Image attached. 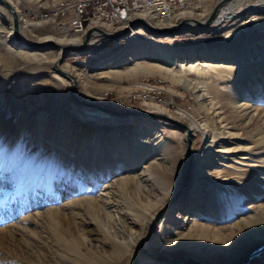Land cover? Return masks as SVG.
<instances>
[{"label":"rangeland","instance_id":"374dc122","mask_svg":"<svg viewBox=\"0 0 264 264\" xmlns=\"http://www.w3.org/2000/svg\"><path fill=\"white\" fill-rule=\"evenodd\" d=\"M59 1L21 0L18 7L30 20V9ZM220 1L209 0L184 19L204 24ZM244 1L252 8L240 16L227 13L206 26L188 22L174 35L150 33L142 24L117 39L91 35L96 49L86 42L61 64L79 75L75 93L82 100L198 124L188 135L192 165L201 161L212 176L198 185L191 165L173 202L187 169L185 131L158 118L90 115L96 110L73 103L70 82L55 79L51 68L59 48L50 42L76 48L82 37L74 46L69 41L78 35L42 20L30 29L19 25L31 49L11 46L13 14L0 4V264H132L136 248V264H264V229L254 239L260 244L235 261L237 227L264 207V163H256L252 148V140L264 141V0ZM204 8L208 15H200ZM133 34L141 38L131 45ZM180 75L191 86L178 82ZM143 79L163 82L181 110L126 104L125 90ZM201 84L205 99L198 98ZM239 104L249 108L242 118ZM182 111L191 117H173ZM211 139L224 149L207 148ZM239 147L248 157L241 165L228 152ZM259 154L264 159V144ZM173 252H180L179 261H172Z\"/></svg>","mask_w":264,"mask_h":264},{"label":"built area","instance_id":"2783aa9c","mask_svg":"<svg viewBox=\"0 0 264 264\" xmlns=\"http://www.w3.org/2000/svg\"><path fill=\"white\" fill-rule=\"evenodd\" d=\"M13 1V0H7ZM19 0V5H20ZM209 0H60L53 7H37L27 11L24 17L29 22L52 20L60 28H67L71 34H84L87 30L100 28L111 33H119L127 27L134 32V23L143 20L155 27L166 24L176 26L186 15ZM218 16V12L215 17ZM58 18L67 19L57 22ZM132 24V25H131ZM97 37L99 34H91ZM132 35V34H131ZM130 35V36H131ZM100 36V35H99ZM126 104L138 103L142 106H157L166 112L181 110L168 91V87L156 79H143L134 83L124 92Z\"/></svg>","mask_w":264,"mask_h":264},{"label":"bare ground","instance_id":"6f19581e","mask_svg":"<svg viewBox=\"0 0 264 264\" xmlns=\"http://www.w3.org/2000/svg\"><path fill=\"white\" fill-rule=\"evenodd\" d=\"M5 1H7V0H5ZM229 1V0H228ZM227 2V1H226ZM226 2L224 3V4H226ZM1 4V3H0ZM224 4H222L220 7H219V9L224 5ZM1 5H3V4H1ZM18 5H19V0H13V1H7V5H4L5 7H7L8 8V10L10 11V13H11V15L15 12L14 10H16V12L18 13V15L16 14V23H17V26L15 27V24L13 23H9L8 24V32H7V35H6V41L11 45V46H14V47H16L17 46V44H18V42H19V40H21L20 39V37H19V25H20V27L21 28H27V29H30L34 24L33 23H31V22H29L27 19H25V17H24V12H21V10H20V8L18 7ZM203 5V4H202ZM201 5V6H202ZM236 6H240V10L239 11H235V8H236ZM198 8H200V6L198 7ZM197 8V9H198ZM252 8V6H251V4H250V2H247V1H244V0H233L232 2H229V3H227L226 5H224L220 10H219V12H218V16H217V21H216V23L217 24H219L221 21H223V18H224V15L225 14H227V13H233L234 15H235V17H237V16H240V15H242L245 11H248V10H250ZM193 11V10H192ZM15 12V13H16ZM208 11L204 8V9H202L201 10V12H200V15H203V16H205V15H208V13H207ZM20 13V14H19ZM190 14V13H189ZM192 14V13H191ZM14 17V16H13ZM226 18V17H225ZM215 19V18H214ZM207 22V21H206ZM205 22V23H206ZM189 23H191V22H189ZM133 24V23H132ZM131 24V25H132ZM156 29H158V30H162V29H171V28H175L174 26H173V24H166V25H160V26H156L155 27ZM126 29H128V27L126 28ZM187 31V30H186ZM186 31H182L183 33H187ZM73 35H78L77 37H75V38H73V39H71L69 42H70V44H72V45H74V46H79L81 43H80V41H81V37H82V39H83V37H84V34H73ZM82 35V36H81ZM140 38H141V36H139V35H134L133 34V37H131V38H129V44H136V42L137 41H140ZM23 43L21 44V49H31V43H29V42H26V41H22ZM63 42V41H62ZM26 43V44H25ZM82 43H83V40H82ZM8 44V45H9ZM53 44V42H50V45H52ZM86 45V44H85ZM87 49H96V47L94 46V44H93V41L91 40V41H89L88 43H87ZM76 48H80V47H76ZM85 48V47H84ZM48 49V48H47ZM139 50H142V51H145V49H144V47H143V45H142V48L140 49L139 48ZM123 54V53H122ZM58 55H59V52H58V54L56 55L57 57H58ZM56 57V58H57ZM137 58V57H136ZM93 68H95L94 66H91L89 69H88V71L89 70H92ZM192 69H194V66L192 67ZM88 73H90V72H88ZM187 73V72H186ZM89 75V74H88ZM186 75V74H185ZM188 75V74H187ZM53 77L55 78V79H57V80H64L59 74H57V73H54V75H53ZM78 77H79V75H78ZM78 77H76V78H78ZM178 82H180L181 84H183L185 87H189V86H191V84L193 83V82H191V80L192 79H190V78H187L186 76H178L177 77V79H176ZM196 86V85H195ZM199 87V86H198ZM193 88V87H192ZM195 89V88H194ZM193 90V89H192ZM200 90H201V93L200 94H198V98L199 99H205L206 98V96H207V89H206V86L205 85H202L201 84V86H200ZM238 103V102H237ZM236 103V104H237ZM235 104V105H236ZM242 108V110H240L241 108ZM155 108V110L156 111H161L159 108H157V107H154ZM236 109H237V111L240 113V114H238L241 118L243 117V116H245V114L247 113V111H248V109L249 108H243L242 107V104H239V105H237L236 106ZM92 110H96V111H91L90 112V115H95V116H100V117H103V118H114L113 116L111 117L110 116V113H108V112H104V111H102V110H97V109H92ZM100 111H102V112H104V113H102V112H100ZM106 113V114H105ZM107 114H109V115H107ZM112 115V114H111ZM179 116H174L173 115V117H175V118H190L191 117V115L189 114V113H187V112H184V111H182V112H179V114H178ZM238 117V116H237ZM162 120V119H161ZM234 126H237V124L236 125H234ZM199 126H198V124H197V126H193V125H190L189 124V127H188V129H189V131H191L192 133L195 131V129H197ZM225 128V127H224ZM223 128V129H224ZM199 129H201V128H199ZM218 129V128H217ZM220 132H222V131H220ZM219 135H220V137H221V141L224 139V138H226V136L224 135V134H221V133H219ZM210 137H212V134H207V136L205 137V143L206 142H209V138ZM232 138H233V135H232ZM214 139V138H213ZM212 140V139H211ZM215 140V139H214ZM231 140V139H230ZM233 140V139H232ZM252 142H254V146L252 147L253 148V150H254V154L256 155V159H255V161H256V163L257 164H259V166L262 164V163H264V159H262V157H260V152L262 151V146H263V144H264V141L263 140H258V139H255V140H252ZM225 143V142H224ZM223 143V144H224ZM207 148H215V147H217L218 149H220V150H222V149H224L223 147L224 146H222V143L220 142V144H218V143H214V141L212 140L211 142H210V144H208L207 146H206ZM247 149H246V147L245 148H238V149H231L230 151H228V152H235L239 157H238V159L240 160V165L241 164H243V161L245 160V159H248V157L247 156H245V155H247L246 153H245V151H246ZM252 150V151H253ZM209 152H211V151H209ZM234 155V154H233ZM254 156V155H253ZM255 157V156H254ZM254 161V160H253ZM252 161V162H253ZM201 161H196L193 165H192V168H193V171H195V173L196 174H199L200 175V177H199V179H201V178H209L210 176H212L211 175V173L210 172H208V171H204V167H202L201 165ZM259 166H257V168L259 167ZM218 177V176H217ZM216 177V178H217ZM260 178V177H259ZM262 178V177H261ZM263 180H264V177L262 178ZM251 180V179H250ZM204 181V179L202 180H199V182H198V185H200L202 182ZM254 186V185H253ZM250 192V191H249ZM252 193H259V189H255ZM187 194H188V191L185 193V195H184V197L183 198H185V196H187ZM191 194V193H190ZM192 194H194L193 193V191H192ZM249 195V194H248ZM229 203V202H228ZM236 203V202H235ZM161 210L159 209V210H157V213H159ZM156 213V214H157ZM243 221V223L241 222L240 224H241V226L240 227H237V228H239L238 229V233L240 234V236H238L237 237V245H236V249L238 250V252H239V254L238 255H236V258H235V261H239V260H241V259H243L247 254H249L255 247H257L260 243L259 242H257V241H255L254 239H256V236H257V234H258V232L261 230V229H264V207H262V206H257V207H255L253 210H252V212H251V214L250 215H248V216H246L245 218H244V220H242ZM154 221H152V219H151V221L149 222V227L151 228L153 225H154V223H153ZM240 222V221H239ZM162 224V223H161ZM239 224V223H238ZM239 224V225H240ZM236 226V225H235ZM238 226V225H237ZM161 228H162V225H161V227H160V231H161ZM160 231H158L159 233H160ZM237 231V230H236ZM230 232H232V231H230ZM229 232V233H230ZM219 233V232H218ZM233 234V233H232ZM158 235V234H157ZM233 235H235V234H233ZM232 235V236H233ZM237 236V235H236ZM235 236V237H236ZM148 246V245H147ZM256 260V259H255Z\"/></svg>","mask_w":264,"mask_h":264},{"label":"water","instance_id":"95a60500","mask_svg":"<svg viewBox=\"0 0 264 264\" xmlns=\"http://www.w3.org/2000/svg\"><path fill=\"white\" fill-rule=\"evenodd\" d=\"M226 1H228V0H221L220 2H218V4L214 7L211 15L206 19L207 22L204 24L199 23V21H197V20L183 19L180 22H178V24L176 25L175 28H172L169 30L168 29L167 30H158V29L154 28L153 26L145 23L143 20H137L133 23V25L135 26V25L142 24L143 26H145L147 28L148 32L157 34L159 36L168 35V34L174 35L176 32L181 31V29H183L184 26L186 25V23H188V22H192V23H194L196 25H200V26L208 25L210 22H212L214 20L216 14L218 12L219 7L222 4H224ZM0 3L3 5H7V1H5V0H0ZM13 16H14L13 17L14 24L16 27L17 23H16V13L15 12L13 13ZM93 32H97L100 36H104V37H107L110 39H117V38L123 37L126 34H128L129 29H125L119 33H110V32L104 31L100 28H93V29L87 30L84 33L83 45L80 48H73V47H71L69 45H65V44H60V45L52 44L51 46H56L59 48V55L53 61L51 68L55 73L59 74L60 76L64 77L65 79H67L70 82V88L68 91L69 98L73 103H75L76 105H78L80 107L88 108V109L102 110V111L108 112V113H110L116 117H138L139 116V117H143V118H158V119H162L164 121H167V122H169V123H171L177 127H180L182 130L185 131V143H186V150H187V156H188L187 169L185 171V174H184V177L182 180V184L179 187L178 191L176 192V194L172 200V202H173V201H175V199H177L182 194L183 190L185 189L187 182H188L189 175H190L191 165L193 162V152L191 151V148H190V141H189V136H188L189 135V129L185 123H183L179 120H176V119H174V118H172L169 115H166L164 113L147 112V111L136 110V109H113V108L104 106L102 104H98L96 102H91V101H87V100H82L81 98L77 97V95L75 93L77 86H78L77 80L71 72L61 68V64H62L63 60L65 59V57L69 51H79V50L84 49L86 42H88V39ZM19 43L22 44L23 43L22 40H19ZM32 46H36V45L34 44ZM172 202L168 205L167 208L171 207ZM151 233H152V229H150L148 234L151 235ZM137 254H138V251L136 248L132 264H136Z\"/></svg>","mask_w":264,"mask_h":264},{"label":"trees","instance_id":"16d2710c","mask_svg":"<svg viewBox=\"0 0 264 264\" xmlns=\"http://www.w3.org/2000/svg\"><path fill=\"white\" fill-rule=\"evenodd\" d=\"M179 253L180 252H173L172 254H171V257H172V261H179V259H180V257H179ZM183 263L184 264H198V263H196V262H194V261H191V260H185V261H183Z\"/></svg>","mask_w":264,"mask_h":264}]
</instances>
